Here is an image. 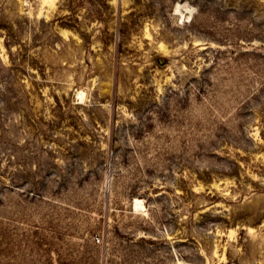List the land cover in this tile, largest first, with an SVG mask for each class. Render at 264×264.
I'll return each mask as SVG.
<instances>
[{"label":"rangeland","instance_id":"obj_1","mask_svg":"<svg viewBox=\"0 0 264 264\" xmlns=\"http://www.w3.org/2000/svg\"><path fill=\"white\" fill-rule=\"evenodd\" d=\"M0 264H264V0H0Z\"/></svg>","mask_w":264,"mask_h":264}]
</instances>
